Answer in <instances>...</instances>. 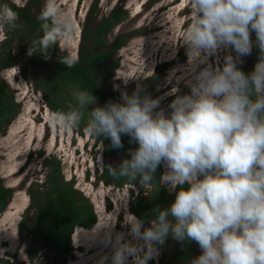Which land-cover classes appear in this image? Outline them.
I'll return each instance as SVG.
<instances>
[{"label": "clouds", "instance_id": "9594fccd", "mask_svg": "<svg viewBox=\"0 0 264 264\" xmlns=\"http://www.w3.org/2000/svg\"><path fill=\"white\" fill-rule=\"evenodd\" d=\"M187 3L192 20L180 35L188 56L190 92L174 89L167 114L160 98L142 95L137 85L131 95L121 92L119 101L108 100L103 106L91 91H77L67 114L50 111L48 119L53 127L71 132L86 115L87 134L95 140L108 138L114 149L123 147L122 135L128 136L137 147L117 167L108 165V174L143 187L158 180L175 193L167 207L153 208L148 227L125 214L123 223L135 243L125 241L124 233L113 239L115 221L104 225L109 230L102 242L112 248L111 264H127L129 257L133 264H147L169 235L198 244L201 254L190 264H264V0ZM18 18L5 5L0 32L5 24L15 27ZM39 19L45 35L27 54L47 59L57 37L74 31L75 21L55 0H48ZM252 33L259 58L245 74L237 65L252 52ZM224 49L236 56L226 55L222 66L207 62ZM75 63V57L63 62L67 67ZM161 164L166 171L157 179Z\"/></svg>", "mask_w": 264, "mask_h": 264}, {"label": "rangeland", "instance_id": "374dc122", "mask_svg": "<svg viewBox=\"0 0 264 264\" xmlns=\"http://www.w3.org/2000/svg\"><path fill=\"white\" fill-rule=\"evenodd\" d=\"M9 1L18 5L26 2ZM176 1L96 0L91 10L89 7L92 0H55L61 11L70 13L75 21L74 31L69 35H59L56 45L60 51L72 56L77 55L79 44L83 41L89 50H98L100 45L93 44L89 39L83 40L84 29L93 28L100 16L112 6L124 8L126 16L105 34V40L111 42L123 32H129V35L112 55V58L117 59L116 66L112 69L107 66L103 68L100 87L103 90L111 89L114 96L120 99L124 84L134 82L138 85L141 76L149 75L155 69L153 65L162 58L168 59L177 51V56L169 60L170 63L146 83L152 86L147 95L160 98V108L167 114L170 111L168 105L174 98L170 93L174 89H179V94L190 92L186 83L190 78L188 56L180 34L191 23L192 12L187 0ZM47 3L48 0H39L31 8L32 14L43 12ZM1 9L2 4L0 12ZM0 36L9 39L8 48L0 44V51L8 49L11 60L10 65L0 68V78L17 102L13 108L14 115L0 129V183L11 188V196L0 210V258H7L10 262L17 261L19 264L62 261L60 257L54 259L41 246L38 234H29L19 225L21 218L30 213L27 207V189L35 188L43 181L48 168L45 160L53 155L59 162L62 179L72 180V187L88 198L95 211V220L88 228H73L69 238L70 250L65 255L63 264H101L102 258H105L103 264H111L112 248L102 242V237L109 230L104 225L115 221L111 226L113 239L117 233H124V240L132 241V237L127 234L129 227L123 221L125 214L130 213L128 204L133 197H137L139 186L129 183L112 186L102 182L98 178L102 163L108 161L111 166L117 167L123 159L112 155L103 157L100 141H95L87 134L86 126L68 132L53 127L49 122V112L55 111L47 105L46 97H52L61 106L59 112L55 113H64L69 106L68 102L75 101L74 94L77 90L72 86L59 87L53 75L52 54H48L47 59L27 54L29 47L42 41L41 33L24 30L17 20L15 27L5 24ZM228 54L236 56L231 49L219 50L209 56L207 62L213 66H222L224 57ZM250 55L240 58L241 71L247 68V58ZM256 63L252 64L251 71ZM204 66L201 64L199 67ZM72 105L74 103L69 109ZM160 167L161 176L166 168L164 164ZM163 186L169 191L167 185ZM150 221H143L144 227L150 226ZM172 240L169 235L164 244L156 246L158 255L150 259L149 264H156L163 251L167 256L171 254ZM193 249L194 257L191 260L201 254L196 242ZM127 264H133L131 257Z\"/></svg>", "mask_w": 264, "mask_h": 264}, {"label": "trees", "instance_id": "16d2710c", "mask_svg": "<svg viewBox=\"0 0 264 264\" xmlns=\"http://www.w3.org/2000/svg\"><path fill=\"white\" fill-rule=\"evenodd\" d=\"M39 0H26L24 4L18 5L9 0H0L2 4L1 11L4 6L11 8L18 14V23H21L22 28L29 32L39 31L42 39L45 31L42 28V23L39 19L42 12L36 15L32 14L31 8ZM96 0L91 5V10L94 8ZM126 16V11L120 7H113L107 14L101 15L96 21L93 28H86L83 31V40L89 39L93 44H98V50H89L84 45V41L79 44V50L76 56L68 55L65 51H60L56 45L49 50L48 54H52L54 63L53 75L55 81L60 88L72 86L77 91H91V94L96 98L97 105L103 106L108 100L119 101L111 89L103 90L100 87L99 80L103 78L102 70L105 66L112 69L116 66L117 59L112 58V55L121 46L123 41L128 37L129 32L119 34L111 42L105 40V34L113 27L115 23ZM253 50L252 54L247 58V68L243 71L245 74L251 72V67L254 61L259 58V48L255 44V34L252 33ZM8 38H4L0 44L8 48ZM39 42L36 43L38 45ZM20 51H23L21 49ZM38 56H43L39 53H34ZM76 58V63L72 67H67L63 62L66 59ZM11 60L8 49L0 51V68L10 65ZM162 65H166L163 63ZM239 67V64L237 65ZM162 67V66H161ZM156 68L154 76L161 68ZM151 77L143 80L141 86V94H148L152 89L151 85H146ZM136 89H132V85L126 88L129 95ZM47 105L59 112L60 107L56 104L52 97H46ZM75 101H69V106ZM17 105L12 98V95L0 78V129L10 121L14 115L13 108ZM69 106L65 109L64 113L67 114L70 109ZM89 106V110L91 109ZM87 116L81 121L78 128L86 126ZM97 140L102 143L101 151L103 157L110 155L120 157L123 160L128 159L129 151L134 150L137 145L129 142V137L126 135L121 136L123 147L114 149L111 147V142L108 138L100 137ZM96 141V140H95ZM48 166L43 181L37 187H28L27 192L29 201L27 204L30 209L29 216L21 218L19 225H21L29 234H38L41 246L55 259L60 257L62 261L65 255L69 252V238L75 226L88 228L95 220V213L91 202L88 198L82 195L78 189L72 187V180H63L60 174L59 162L52 155L45 160ZM110 165L108 161L102 163L98 178L112 186H121L128 183L125 179H115L107 172V166ZM115 167V166H113ZM161 167L159 166L156 171V177L159 179ZM131 184L138 185V195L133 197L128 204V211L133 213L142 221H149L154 218L153 208L167 207L173 200L175 193L166 190L165 186L154 183L152 187H143L138 181H132ZM130 192L132 188L129 189ZM147 190V191H146ZM144 192V193H142ZM11 196V188L4 186L0 183V210L5 206L9 197ZM194 241L179 242L175 239L172 240V251L169 256L163 251L159 256L156 264H190L191 258L194 257ZM1 264H19L17 261H9L7 258H0ZM50 264H63V262ZM46 261H44L45 263ZM37 264H43L39 261ZM48 264V263H47ZM149 264V260H148Z\"/></svg>", "mask_w": 264, "mask_h": 264}, {"label": "flooded vegetation", "instance_id": "af4514ba", "mask_svg": "<svg viewBox=\"0 0 264 264\" xmlns=\"http://www.w3.org/2000/svg\"><path fill=\"white\" fill-rule=\"evenodd\" d=\"M94 0H92V2H93ZM170 2H173V3H176L177 1L176 0H170ZM93 4V3H92ZM91 4V5H92ZM91 5H90V7H91ZM89 7V9H91ZM113 7H120V6H112L108 11H107V13L113 8ZM184 6H183V4H182V6H181V8H183ZM121 8V7H120ZM180 8V7H179ZM178 8V9H179ZM122 9H124V8H122ZM160 9H162V8H160ZM125 10V9H124ZM180 10V9H179ZM126 11V10H125ZM107 13H105V14H107ZM104 14V15H105ZM127 14V13H126ZM114 26V25H113ZM124 33V32H123ZM253 41V40H252ZM122 45V44H121ZM252 50H253V47H252ZM251 54H252V52H251ZM175 56H177V51H175L168 59H161V60H159L155 65H153V67H155V69L154 70H152L151 72H150V74L148 75V74H145L144 76H141V82H139V84L138 85H141L142 84V82H143V80L145 79V78H147V77H151L150 79H149V81L150 80H152L155 76H154V74H155V71H156V68L158 67V66H162L161 68H163L164 66H166L167 64H169L170 63V61L169 60H171L172 58H174ZM258 60H256V61H254L253 63H255V62H257ZM163 63H166V65H162ZM153 67H152V69H153ZM160 68V69H161ZM159 69V70H160ZM159 72V71H158ZM139 80V81H140ZM129 85H132V89H136L137 88V84H134V82H131V83H128V85H126V84H124L123 85V92H125L126 91V88L129 86ZM95 212V211H94ZM131 213V212H130Z\"/></svg>", "mask_w": 264, "mask_h": 264}]
</instances>
